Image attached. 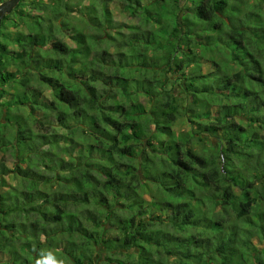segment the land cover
<instances>
[{
    "label": "trees",
    "instance_id": "16d2710c",
    "mask_svg": "<svg viewBox=\"0 0 264 264\" xmlns=\"http://www.w3.org/2000/svg\"><path fill=\"white\" fill-rule=\"evenodd\" d=\"M23 1L4 17L0 26V37L4 36L14 46L7 55L0 54V98L5 92L2 87L17 78L18 73L24 74L20 83L22 91L0 106V118L2 114V120H6V123L0 121V134L8 125L14 126L15 140L19 139L16 156L20 159L14 170L0 161V264H35L34 248L41 250L46 246L63 260L62 253L56 251L61 248L69 260L63 261L73 264L90 261L97 246L106 253L101 264H150L149 254L153 249L161 250L162 253H157L173 261L176 258V264H264V247L240 241L236 225L234 238L226 229L229 224L252 220L254 211L263 210L256 206L264 203V24L258 11L242 13L238 0H186V15L176 14L174 18L164 13L163 0H145L146 4L144 0H123L122 8L127 13L142 19L147 16V21L159 16L161 25H156L146 40L137 36L128 39L132 61L125 64L122 57L112 77H107L105 82L107 86L114 84L127 91L132 75L123 76L126 67H133L141 77L151 70L160 78L137 81L136 93L115 107L114 99L100 93L98 88L102 74L85 77L84 71L77 69L78 60L88 58L91 48L100 47L102 42L94 41L92 47L88 46L86 35L74 32L65 20L60 23L63 5L67 9L72 0H32L45 15L23 11L20 6ZM259 1L253 0L255 8H261ZM20 8L15 20L12 16ZM96 19H92L95 27L104 28ZM24 24L27 33L22 30ZM171 25V31L164 30ZM10 27L15 30L11 37L6 34ZM65 36L72 37L76 49L69 47L63 39ZM142 41H145L143 48ZM216 45L228 50L235 67L227 71L225 65L221 68L215 62L217 76L222 77L202 73L201 69L186 77V67L194 62L191 57L197 54L196 48L209 50ZM37 50L43 53H36ZM155 52L163 54L157 57ZM106 55L103 51L99 61ZM48 56L52 59L48 60ZM180 56L185 59L177 61ZM10 66H17L18 72L7 71ZM159 71L166 72L159 76ZM30 74L50 88L52 101L38 102L43 94L31 86ZM173 79L183 86L186 82L193 113L188 122L197 124L203 136L217 140L214 150L203 147L204 150L196 153L188 148L189 137L175 133L180 104L177 96L166 88L167 81ZM140 93L153 105L151 112L138 99ZM28 97L32 100L30 106ZM27 106L32 109L29 116L34 114L38 118L29 122L27 116H22L21 120L12 121L15 118L12 113ZM50 112H56V119L70 128L65 142L69 140L76 146L83 142L88 146L86 158L109 162V166L101 167L103 171L97 173L103 179L98 181L100 192L97 190L92 195L85 192L88 183L79 177L82 168H59L57 171L67 173L65 178L59 177L54 167L53 173L43 170H48L50 165L42 162L49 159L47 156L53 154L55 147L63 144L57 134L49 133L55 131V126L45 122V115ZM213 112L217 117H211ZM70 120L76 124L69 126ZM86 121L91 129L83 133L81 124ZM19 123L17 128L15 125ZM151 124L156 132L152 135L148 131ZM32 126L44 127L47 132L35 131L30 137ZM78 132L80 136L83 133L84 137H93L94 142L88 144L84 137H78L79 143L74 141ZM160 136L168 138L160 141ZM33 138L49 146V152L41 154L42 157L35 152L31 159H22L21 144L29 145L28 140L32 142ZM152 139L167 144L161 151L152 153L144 149L137 154L133 142L147 140L152 144ZM2 143L7 151L15 150L12 141L9 147L1 141L0 146ZM137 158L140 162L133 165ZM33 161H38V169L29 165ZM89 166L98 167V164ZM240 172L246 174L243 182L236 178ZM48 173L52 176L48 177ZM55 181L69 182L71 185L61 188H73L74 193H53ZM140 188L150 196L149 201L138 194ZM83 194L87 200L84 203L72 200V196ZM158 204L160 212L168 214L167 222L154 210ZM100 217L111 225L114 237H105L107 225H102ZM158 224L171 228L159 229ZM212 225H217L216 229ZM65 234L68 239L61 238ZM253 234L264 240V228H255Z\"/></svg>",
    "mask_w": 264,
    "mask_h": 264
},
{
    "label": "rangeland",
    "instance_id": "374dc122",
    "mask_svg": "<svg viewBox=\"0 0 264 264\" xmlns=\"http://www.w3.org/2000/svg\"><path fill=\"white\" fill-rule=\"evenodd\" d=\"M7 0H0V3H4ZM67 0H65L66 2ZM147 2L150 0H146ZM239 3L241 2V8H242V13H247L250 11H255L257 13L260 14L261 17V21H263L264 24V0H260L259 2L261 3V8L258 9L255 8L254 6V2L253 0H238ZM145 2V0L143 1V3H147ZM244 2V4L242 3ZM120 3V5H119ZM185 3L186 0H179V2H177V0H163V2H161L162 8L166 9L168 11H164L165 14H169L170 16H174V18L176 17V14H181L182 16H185ZM124 4L123 0H72L70 6L65 9V5H63L62 7V11L60 13V15L63 17L60 20V23H62V20H65V23L68 24V27L73 29L74 32H79L82 33L84 35H86V39H87V45L89 46V44L92 47V44L94 41H101V45L100 47H92L91 51L89 53L88 58L86 57L85 59H79V64L77 66V69L80 70L82 69L85 73V77H90L91 74L93 73H101L102 74V83L98 82V88L100 89V93H102L103 95L110 97L112 99H114V103H112L113 106L117 107L118 105H121L123 103L127 102L126 97H128L130 94H135V86H136V82L137 81H142V78H150V79H159L160 77H156L157 73H152L151 70H148V72L146 74H142L143 76H140V73H138L137 71H135V69L133 67H126V69L124 70V74L123 76L125 77H129V75H132V80L129 81V87L127 88V91L124 88L121 87H117L114 84H110L109 86H107V83L105 82L107 77H112V73L114 72V70H116V65L118 64L119 60L123 58L124 63L126 64L128 61L129 63L132 61V54H130V51L132 49V45L128 46V43H130V41H128V39H131L132 37H142L143 40H146V36H148V33L151 32V30H155L156 27L158 25H161V18L159 16H156L155 18H150L147 21V16L145 17V19H142L140 16L138 17H134L133 15L129 14V12L127 13L126 11L123 10L122 6ZM23 11H26L27 13H30L32 15H38V14H42L45 15L46 13L42 12V10L40 8L37 7V4L35 2H33L32 0H24L21 5ZM21 8L19 10H17V12H15L12 17L17 20L18 18V11L22 10ZM14 11V10H13ZM172 11L175 14H171L170 12ZM42 12V13H41ZM108 12V15L105 13ZM187 12V10H186ZM164 16V15H163ZM96 17L99 22L103 23L105 26L104 28H96L95 25L92 21V19ZM146 20V21H145ZM153 25V28H152ZM157 25V26H156ZM172 25L171 26H167L164 30L166 31H171L172 30ZM155 28V29H154ZM8 30H6V34H10L9 36H13L11 33L14 32L15 30L10 27L7 28ZM106 29V30H104ZM22 30L24 33H27V26L24 24V26L22 27ZM59 37L61 38V34L59 35ZM63 39H65V42H67V44L69 45L70 48L72 49H76V42L72 39L71 36H65L63 37ZM213 40V39H212ZM211 41V40H210ZM143 42V41H142ZM145 42V41H144ZM143 42L142 44V48L145 47V43ZM14 48V46L12 44H9L7 42V40H5V37H0V54L4 53V55H7L8 51L12 52L11 50ZM4 49V50H3ZM140 49V47H139ZM170 49V48H168ZM184 49L186 50L187 47L184 46ZM4 52H3V51ZM106 51L107 55L105 57L104 60L99 61V57L101 56L102 52ZM197 54L194 55L192 54V61L194 60V62L192 64H190L189 66L186 67L185 73H186V77H191L194 76L196 73V71H198L199 69L202 70V73H213V77H222V75L217 76V66H215V62H218L220 64V67L222 68L223 65L224 68L227 71L232 70L231 68L235 67V64L231 61L232 59L230 58V53L228 52V50L224 49L222 46L220 45H216L215 47H212L211 49H203L201 47H197L196 48ZM36 53L42 54V51H36ZM46 54V53H45ZM52 54V53H50ZM49 54V55H50ZM157 57L161 56L163 54V52H155L154 53ZM181 58H178L177 61H181V59H185V57L180 56ZM48 60L52 59L51 56L47 57ZM70 59V57L68 58ZM104 65V66H101ZM165 70V69H163ZM7 71H14V72H18L17 66H13V67H8ZM120 71V70H119ZM150 72V73H149ZM160 72V73H159ZM159 76H164L166 71H159ZM30 78L33 82V84L31 85L32 87H34L37 91H42L43 96L41 98H39L38 102H43V101H47L50 100L52 101L53 96H52V91L50 90V88L46 85H44L40 79L38 81V77H36V75L34 74H30ZM145 76V77H144ZM134 77V78H133ZM199 77V76H198ZM24 78V74L23 73H18L17 74V78L10 80V82L6 85H4L2 87V89L5 91L3 94V97L0 98V106L2 105V103L13 99L15 94H19L22 91L21 88V80ZM164 78V77H163ZM15 81V82H13ZM75 82H78L79 80H74ZM173 81H176L173 79ZM173 81H167V86L166 88L169 90L170 93H172L173 95L177 96L178 100H179V104H180V113L178 114V119L177 122L174 126V131L175 133H177L179 136H185V137H189V149L193 150L196 153H200L204 148L206 149H210V150H214L216 148L217 145V140L214 137H210V136H203L202 133L200 132L199 126L197 124L191 125L188 122V117L192 116L193 113L190 110V107H192L191 105V98L190 95L188 94V92L186 91V82L184 84V86L181 84V82L176 81L175 83H172ZM32 91V90H31ZM162 93V92H161ZM36 95L38 96L39 93L36 92ZM162 95H164V93H162ZM40 97V96H39ZM107 97H104V99H107ZM115 97V98H114ZM15 99V98H14ZM30 98L28 97V102L27 104H29L28 106H30L32 100H29ZM143 104L144 107L146 109L147 112H151V110L153 109V105L149 104L148 99L146 98V96L143 93H140L139 98H138ZM19 100V99H17ZM16 100V101H17ZM158 107H160V104H155ZM27 108L25 109H20L17 110L15 112H13V116L15 118L12 119V121H16L15 119L18 118L21 120V117H25L27 116L30 120L32 121L33 119L36 120L38 117L36 115L33 114L32 116H29V113L31 112L30 109ZM5 117H8L7 115ZM45 122L46 124H50L51 126H55V131H49V133H55L57 134L59 137V139L62 141L63 144H61V146L55 147V149L52 150V153L50 156H47L49 159H47L45 163L48 162L46 165L49 167L50 165V170L48 169H43L45 170V172H55L53 169L57 171L59 168L61 167H65L66 169H80V173H79V177L82 181H84L85 183H88V189H86L85 192L89 193V195H92V193H94L95 191H101V186H99L98 181H102L103 179H100V176L97 174L99 172H102V168L101 167H105V166H109V162H101V161H93L91 158H86L88 156V151L87 148L88 146L86 144H83V142H81V144H77L78 146L72 144V142H70L69 140H67L68 142H65V135L70 131L68 127H65L63 124H61L57 119H56V112H50L49 114L45 115ZM211 117L215 118L217 117L216 113L213 112L211 114ZM0 121H3L4 123H6V120H2V114H1V118ZM76 121L74 120H70L68 122L69 126H72ZM12 125V124H11ZM11 125H8V128H5V130L2 132V134H0V141L1 142H5L8 143V147L10 144V141L13 142V147L15 150H8L7 148H5L3 146H0V161L3 163H5L9 169L14 170L17 164V161H20V159L16 156V154H18V143L16 145V141L19 140H15L16 137V132L14 129V126L12 127ZM19 125H21V123H19L18 125H15L17 128L19 127ZM81 126L83 127V133L88 130L91 129L90 124L86 122L82 123ZM32 133L29 134L34 136V132L38 131V133H46L47 130H45L44 127H40V126H32L31 128ZM92 131V130H91ZM149 134L152 135V133H156L155 132V128L154 126L151 124L149 126ZM83 133H81V136L79 135L80 132H78V134L76 135V138H74V141H77L78 143L80 142V139H78V137H84ZM62 135V136H61ZM30 136V137H33ZM86 139V142H88V144H92L94 142L93 137L87 135L84 137ZM160 141H166L167 140V136H160ZM203 139V140H202ZM10 140V141H8ZM145 140V139H144ZM143 143H141V141H136L133 142V146H137L138 150H135L137 152V154H141L142 150H146L148 152H154L155 150H159L161 151L162 147L166 144H161L160 141L157 139L153 140L151 142H153L152 144L146 140ZM202 140V141H201ZM18 142V141H17ZM29 145L27 143L25 144H21V158H27V159H31V156H33V154H35V152H39L40 155L41 154H47L49 152L50 147L47 146L46 144L43 143H38V141H35V139H32V142H30V140H28ZM36 142V143H35ZM141 143V144H140ZM36 144V145H35ZM76 144V143H75ZM83 144V145H82ZM28 147H27V146ZM18 147V148H17ZM76 147L74 150H72V148ZM25 149V150H24ZM24 150V151H23ZM93 152H96L93 151ZM37 153V154H39ZM73 155V156H70ZM42 157V155H41ZM43 159H45L43 157ZM119 159V158H116ZM126 159H123V161H125ZM52 161V162H50ZM120 161L122 162V160L120 159ZM128 161V160H126ZM118 162V161H117ZM134 164L133 165H137L138 162H140V159L137 158V162L136 160L133 161ZM97 165V166H89V165ZM116 164V161L114 162V166ZM30 166H34L35 168L37 167V169L39 168V163L38 161H33L32 163L29 164ZM224 163H222L221 168L223 167ZM227 168L228 171L231 173V169L230 166L227 164ZM36 170V169H35ZM65 170H60L57 171L59 177L65 178L67 176V173L65 172ZM48 177L52 176V174H46ZM246 174L243 172H240V174L238 176H236L237 180L240 182H243L245 179ZM69 183V182H68ZM67 182L64 183L63 181H55L53 183L52 186V192L60 194L63 193L66 195V193H74L71 192L73 190V188L70 187H65L61 188V186H65V185H69ZM71 185V184H70ZM103 193V191H102ZM138 194L140 195H144V197L146 199H148V201L150 200V196H148L147 192L146 194H144V192L138 189ZM74 196H72V200H79V203H84L86 200V196L83 195H79L75 198H73ZM108 199L110 202H112V197L108 196ZM260 202V201H259ZM259 204V203H258ZM256 205L259 208H263V210L261 211H254L251 214V218L252 220H248L245 222H236L233 224H229L226 226V229L230 231V237L235 236L236 234V227L235 225L238 227V233L240 236H237V238H242V240L240 241H246L249 242L251 241L253 243V245H257L259 248L260 247H264V240L260 241L258 239V237L253 234L252 236V230H255V228L259 227V228H264V203H262L261 205ZM146 206V205H145ZM156 209H154L157 213H160V215L163 217V219L167 222V218L168 214L167 213H163L160 212L161 206L158 204V206H154ZM117 209V208H116ZM200 211H202L203 209L200 207L199 208ZM23 210V208H22ZM200 211H198V213H200ZM163 213V214H161ZM208 217V216H207ZM210 218V217H209ZM98 220L101 221L103 226H106V231L108 232V234L105 236L106 238H112L115 236L114 232H112V228L111 225L108 223L106 224L108 221L105 220L103 217H100ZM214 220L211 221V223ZM233 222V221H232ZM90 225V224H89ZM159 229L160 228H164L170 230L171 226H160V224H158ZM102 226V227H103ZM217 225H212V229H216ZM66 228V226H65ZM221 228V227H219ZM225 229V230H226ZM166 231V230H165ZM167 232V231H166ZM168 233V232H167ZM222 235H219V238ZM61 238L63 239H68L67 235L65 234L64 236H61ZM224 238V236H223ZM223 241V240H222ZM155 245L158 246L157 241L155 242ZM160 248V247H158ZM35 249V259L38 258V252L40 250H37V247L34 248ZM43 249H49L48 246L44 247ZM61 249V248H60ZM60 249H56V251H60L62 253L63 256V260L64 261H69L68 258L66 257V254L63 250ZM65 250V248H64ZM159 252H161V250L156 251L155 249H153L152 253L149 254V257H151L152 261L150 264H176L177 260L176 258H174V261L169 259L168 257H166L164 254H158ZM104 253L102 250L101 246H97L96 250L92 251V255H91V260L87 262V260L84 262V264H101L103 263L106 258H104ZM130 253H133V251H131ZM136 253L139 254L138 250H136ZM106 254V253H105ZM248 255V254H247ZM59 259V258H58ZM176 260V262H175ZM64 264H73L72 263H65Z\"/></svg>",
    "mask_w": 264,
    "mask_h": 264
},
{
    "label": "clouds",
    "instance_id": "9594fccd",
    "mask_svg": "<svg viewBox=\"0 0 264 264\" xmlns=\"http://www.w3.org/2000/svg\"><path fill=\"white\" fill-rule=\"evenodd\" d=\"M35 264H64V261L58 259L52 250L41 249L38 252V258L36 259Z\"/></svg>",
    "mask_w": 264,
    "mask_h": 264
},
{
    "label": "water",
    "instance_id": "95a60500",
    "mask_svg": "<svg viewBox=\"0 0 264 264\" xmlns=\"http://www.w3.org/2000/svg\"><path fill=\"white\" fill-rule=\"evenodd\" d=\"M22 0H8L0 4V26L1 22L7 14H10Z\"/></svg>",
    "mask_w": 264,
    "mask_h": 264
},
{
    "label": "flooded vegetation",
    "instance_id": "af4514ba",
    "mask_svg": "<svg viewBox=\"0 0 264 264\" xmlns=\"http://www.w3.org/2000/svg\"><path fill=\"white\" fill-rule=\"evenodd\" d=\"M8 1V0H7ZM0 4H2V3H0Z\"/></svg>",
    "mask_w": 264,
    "mask_h": 264
}]
</instances>
